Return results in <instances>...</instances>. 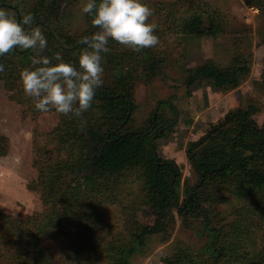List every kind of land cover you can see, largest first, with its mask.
<instances>
[{"label":"rangeland","instance_id":"1","mask_svg":"<svg viewBox=\"0 0 264 264\" xmlns=\"http://www.w3.org/2000/svg\"><path fill=\"white\" fill-rule=\"evenodd\" d=\"M5 1L21 15L37 10L38 18L50 24L63 43L79 41L98 30L91 24V17L80 12L82 0ZM147 3L153 9L150 21L157 25L158 44L137 52L110 40V52L104 54L103 85L112 82L119 85L123 80L125 90L131 91L135 103L128 123L131 129H147L153 110L164 99H170L178 108L180 118L166 128L164 136L156 138L155 146L165 158L170 152L162 149L164 143H168L169 151L177 146L182 173L177 191L182 204L199 178L187 151L180 152L185 139L178 143L177 137L187 135L190 144L222 122L226 110L250 105L257 109L252 116L256 124L264 126V0H147ZM51 6L55 12L50 10ZM9 10L17 17L15 10ZM213 25L214 31L210 32ZM39 27L49 42L47 30ZM51 46L53 63L59 54L78 66L80 51L67 53L56 44ZM46 53L47 49L43 50L42 54ZM33 55L34 51L28 62L22 63L18 54H10L9 67L0 73V152H5L0 153V211L9 218L7 234L11 236L0 248V264H170L178 250L197 264H207L210 255L205 251L208 237L202 219L195 216L184 219L177 207L170 208L166 231L147 237L143 247L133 250L135 234L155 221L149 213L145 167H130L101 176L87 186H80L81 177L76 170H58L60 162L77 164L86 156L81 153L83 142L76 132L89 128L105 131L108 121L102 102L95 97L92 106L79 117L36 110L33 98L25 95L19 79L22 69L32 67ZM105 55L113 56V61H108ZM150 56L160 67L158 75L148 68ZM236 63L246 69L237 86L218 89L209 80H203L198 89L187 95L188 78L199 66L230 68ZM207 90L215 93L217 102L224 100V107L217 110L215 104L216 114L207 116L208 124L205 126L203 119H207L201 117L193 127L195 114L206 107L203 94ZM159 117L162 122L174 120L173 105L162 104ZM257 167L264 171V159L258 161ZM55 175L59 180L56 185L62 190H56L57 194L48 198ZM257 191L233 179L206 183L200 190L214 225L231 233L238 226L240 230L249 227L251 242L245 250L250 253L260 250L264 241L261 223H246L243 219L260 197ZM68 203L73 204L75 213L61 219L62 208ZM10 216L18 219L13 228ZM46 216H50L48 221ZM43 223L57 226L52 237L41 238L51 255L25 256L30 250L31 235ZM64 224L65 229L61 227ZM44 257L46 263H42Z\"/></svg>","mask_w":264,"mask_h":264},{"label":"trees","instance_id":"2","mask_svg":"<svg viewBox=\"0 0 264 264\" xmlns=\"http://www.w3.org/2000/svg\"><path fill=\"white\" fill-rule=\"evenodd\" d=\"M56 1L53 0V3H56ZM52 9L55 12L54 7L51 6L50 10ZM31 12L34 15V24L38 21H44L38 18L37 10ZM33 26H25V30H30ZM214 27V25L211 26L209 31L213 32ZM45 29L50 38L49 42L47 39V53L44 54L48 57H52L53 51H51V48L53 50L54 48L51 45L53 44H56L63 52L67 53L81 51L85 47L83 40L59 43L55 32ZM32 52V50H29L26 53H21L14 48L9 53L0 56V63L4 64L5 67H9V55L12 53L18 54L22 63L28 62ZM106 57L110 62L114 59L110 55ZM150 57L151 62L148 68L152 74L158 75L160 67L155 63V59L152 56ZM245 71V67L237 63L230 68L208 64L199 66L188 78L187 95H191L193 90L198 89L203 80H209L218 89L235 87L239 83L241 74ZM114 83L102 85L97 89L95 95V98L102 102L104 116L108 121L105 125V131L89 128L82 133L76 132V135L83 142V147L80 149L81 153L86 156L77 164H63L60 162L57 165L58 170L65 171L68 168L76 170L81 177L80 186H87L93 184L101 176L107 177L130 167H145V183L149 189V213L155 217V221L153 224L145 225L135 234L136 246L133 249L134 251L145 245L147 237L167 230L170 208L177 207L179 214L184 219L192 216L202 219L203 229L208 237L205 245V251L210 255L207 264H264V241L260 250L255 253L247 252L245 249L248 248L249 242H251V236L248 232L249 227L244 226L240 230V226H238L233 229L232 233L230 231L225 232L224 229L217 227L212 222L210 211L203 204L204 201L200 195V190L206 183L217 180L229 181L233 179L237 184L251 186L257 189V192L261 195L254 203L252 210H249L243 219L246 223L260 222L264 227V171L257 167L258 161L264 159V126L259 127L252 117L257 109L250 105L247 108L228 111L222 122L212 126L204 136L188 145L187 155L189 161L198 175L199 182L202 181V183L196 189L195 187L199 182L195 184L187 192L185 201L180 204L177 191V185L182 177L180 166L175 160L159 155L153 142L154 136L159 138L166 134V126L170 121L162 122L158 112L152 132H133L122 135L123 132L131 129L128 128V123L132 120L135 103L131 91L125 90L123 80L119 82V85L118 82ZM98 94L101 96H98ZM162 104L167 103L163 102ZM152 119L147 129L144 130L151 128ZM160 122L163 125L161 127L159 126ZM228 135H234V137H228ZM221 137L226 139L221 140ZM58 181V177L55 175L54 182L51 181V190L46 197L52 198L57 194V191L62 190L56 185ZM65 207L62 208L61 219L70 217L75 213L73 204L68 203ZM42 215L44 216L43 213ZM77 217L81 218V216ZM29 218L32 220V217ZM49 218L50 216H46L45 220L48 221ZM7 219L9 218L5 212L0 211V248L7 243V236L11 237L7 234ZM10 221L12 228L18 223V219L13 217L10 218ZM61 227L65 229V224ZM55 229H57L56 225L52 226L48 223H43L41 227H38V230L31 235L30 250L24 255L50 256L51 253L41 238L43 236L52 237V231ZM70 230L76 231L75 228ZM18 233L15 232V234ZM16 256H22V254H16ZM46 261L47 258L44 257L42 263H46ZM170 264L197 263L188 254L178 250L175 260Z\"/></svg>","mask_w":264,"mask_h":264},{"label":"clouds","instance_id":"3","mask_svg":"<svg viewBox=\"0 0 264 264\" xmlns=\"http://www.w3.org/2000/svg\"><path fill=\"white\" fill-rule=\"evenodd\" d=\"M80 12L90 16L98 30L82 38L85 47L78 54L77 66L59 54L55 55L56 63L42 54L48 42L41 28L25 30L34 24L32 12L17 19L0 6V56L14 48L36 53L31 57L32 67L19 73L23 91L33 98L36 110L79 117L92 106L97 89L104 83L103 61L104 54L110 52V40L137 52L159 42L147 0H82ZM4 71L0 63V73Z\"/></svg>","mask_w":264,"mask_h":264},{"label":"crops","instance_id":"4","mask_svg":"<svg viewBox=\"0 0 264 264\" xmlns=\"http://www.w3.org/2000/svg\"><path fill=\"white\" fill-rule=\"evenodd\" d=\"M203 95H206V97H207V100H208V104L206 105V107L200 112V113H196L195 115H196V118L194 119V122H193V127H194V124H196L197 123V121L201 118V117H206V119L207 120H204L203 119V121H204V124H205V126H206V124H208V117L207 116H214L215 114H216V110H214V105L215 104H217V106H218V108H217V110H219L220 108H222V107H224V100L223 101H221V102H217L218 100L216 99V95H215V93H209L208 92V90H207V92L206 93H204ZM195 97H199V96H195ZM228 98L231 100V98H230V94H228ZM229 100V102L231 103V105L233 104V101H230ZM220 103L222 104L221 106H220ZM231 105H230V107H231ZM229 108V107H228ZM227 112L229 111V109L228 110H226ZM203 121H201V123L203 122ZM180 125V124H179ZM204 126V127H205ZM179 127H181V126H179ZM193 127H192V129H193ZM191 129V130H192ZM180 132L182 131V130H179ZM193 131V130H192ZM203 132V131H202ZM182 139H185V142H184V144H182V149H180V152H182V153H184V152H186L187 151V148H188V145H189V142L187 141L188 140V136L186 135V136H183V135H181V136H179V137H177V142L179 143V140H182ZM176 142V143H177ZM178 143H177V145H178ZM181 144V143H180ZM163 150H165V151H167V152H170V154L168 155V157H166V158H169V159H173V160H175L176 161V163L178 164V163H180L179 162V157L178 156H181L180 154H178V150H177V146H173V148H172V150L171 151H169L170 150V147H168V143H164V146H163V148H162ZM182 159V158H181Z\"/></svg>","mask_w":264,"mask_h":264},{"label":"water","instance_id":"5","mask_svg":"<svg viewBox=\"0 0 264 264\" xmlns=\"http://www.w3.org/2000/svg\"><path fill=\"white\" fill-rule=\"evenodd\" d=\"M82 40H83V39H80V41H82ZM20 51L23 52V51H26V50H20ZM98 96H101V95L98 94ZM162 102H165V103H168V104L173 105V108H174V110L176 111V117H175V119L172 120V121L166 126V128H168V127L174 125V124L178 121V119L180 118V112H179L178 108H177L176 106H174V104L171 102L170 99H164V100H162L161 102H159V103L157 104V106H156V109H155V111H154V113H153V119H152L153 124H152V126H151V128H150L149 130H144V129H143V130H141V129L134 130V129H130V130H128V131L123 132L122 135H125V134H128V133H133V132H136V133H142V132H143V133H144V132H148V133H150V132H152V131L154 130L156 117H157V115H158L159 108H160V105H161ZM130 110H131V106H130ZM156 138H157L156 136L153 137V142H154V144H155V142H156ZM201 183H202V181H200V182L198 183V185L195 187V189L198 188V187L201 185Z\"/></svg>","mask_w":264,"mask_h":264},{"label":"flooded vegetation","instance_id":"6","mask_svg":"<svg viewBox=\"0 0 264 264\" xmlns=\"http://www.w3.org/2000/svg\"><path fill=\"white\" fill-rule=\"evenodd\" d=\"M0 6H3V7H5V8H9V9H11V10H15V12H16V14H17V19H19V18L21 17V13L19 12V10H18L15 6L9 4L8 2H6V1H0ZM40 25H43V26H44L45 28H47L49 31L53 32L52 29H51L50 24H48V23L45 22V21H38V22H36V23L34 24V26H40ZM58 41H59V43H60V40H59V39H58ZM62 46L65 47L64 45H62ZM67 48H68V47H67ZM16 50H18L19 52H21L20 50H22V49H16ZM29 50H32V49H28V50L23 51V52H21V53H26V52H28Z\"/></svg>","mask_w":264,"mask_h":264}]
</instances>
